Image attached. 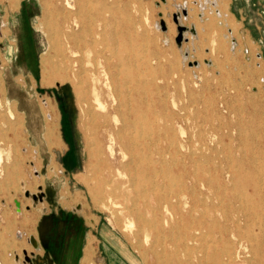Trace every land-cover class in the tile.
Listing matches in <instances>:
<instances>
[{
  "label": "rangeland",
  "instance_id": "1",
  "mask_svg": "<svg viewBox=\"0 0 264 264\" xmlns=\"http://www.w3.org/2000/svg\"><path fill=\"white\" fill-rule=\"evenodd\" d=\"M97 3L95 0L96 7ZM113 11L114 31L124 33V47L142 46L153 59L148 70L150 119L154 126L164 125L166 148L171 137L180 141V168L184 164L186 170L180 186L186 191L183 199L187 202L178 206L179 210L155 213L152 197L149 208L147 199L139 197L134 188L125 198L117 197L118 189L110 196L111 187L104 184L107 170L101 166L92 172L87 169L80 124L85 113L95 110L89 81L82 108L72 78L43 85L41 57L48 55L50 44L39 22L42 0H0L4 85L0 91V103L4 104H0V152L4 157L0 167V264L10 260L12 264H29L24 249L38 252L29 241L32 235L37 240L35 230L24 225L39 216L44 200L39 184L46 188L48 180L64 184L74 202L98 221L110 223L138 264H264V0H113ZM178 13L180 24L188 27L181 44L176 41L178 24L174 21ZM25 23L28 25L23 27ZM30 32L38 65L35 76L27 78L23 73L32 70L23 34ZM246 39L256 46L245 45ZM195 61L198 65H193ZM11 74L17 75L23 90L31 92L32 104L42 109V99L50 101L63 140L60 149L50 152L47 147L40 150L34 146L26 121L13 118L5 107L11 103L5 88ZM100 77L105 79L102 68ZM15 88L19 91L20 87ZM103 99L112 101L108 93ZM158 104L164 109L158 122H153L154 113L162 109ZM229 128L234 130L229 133ZM171 158L166 153L168 167ZM34 179L42 181L31 188L28 184ZM26 190L40 193L34 199ZM196 227L204 233L199 240L194 236ZM13 237L16 244H24L20 250L7 246ZM235 245L240 257L214 256L216 250ZM15 253L20 262H14Z\"/></svg>",
  "mask_w": 264,
  "mask_h": 264
},
{
  "label": "bare ground",
  "instance_id": "2",
  "mask_svg": "<svg viewBox=\"0 0 264 264\" xmlns=\"http://www.w3.org/2000/svg\"><path fill=\"white\" fill-rule=\"evenodd\" d=\"M58 1L42 0L43 14L39 22L47 34L50 50L48 55L41 57V83L50 86L57 80L66 81L72 78L76 98L82 108V103L87 102L88 92L85 91V83L89 81L88 87L92 88L96 103L94 104L95 110L92 113H85L80 124L88 155L87 169L91 171L101 166L107 170L108 174L104 184L111 187L110 196L112 197L119 190L121 192H117V197L125 198L134 188L139 197L147 199L145 203L149 208L151 206L149 197H152L155 205L151 207L155 213L164 211V209L176 210V207L179 210L178 206L187 202L183 199L186 191L180 186L184 183L182 177L186 170L184 164L181 166L182 169L180 168V141L171 137L169 146L166 148L163 143L168 138L164 134V125L154 126L150 119L151 98L148 70L153 59L144 53L142 46L124 47L122 40L124 33L114 31L113 0H96L99 3L97 7L94 5L95 0H63L62 4ZM101 5L105 8V12L101 11ZM100 68H102L105 79L100 77ZM2 81L0 73L1 92L4 91ZM106 93L111 96V102L103 99ZM42 103V112L47 117L44 136L52 152L53 149L62 147L63 140L60 135L58 118L50 101L42 99ZM0 104L2 105L3 102ZM158 105L162 109L158 114L154 113L156 119L153 118V122H158L157 117H161V111L164 109V105ZM82 110L84 112V109ZM17 117L23 121L22 115ZM233 130L234 128H229V133ZM166 153L172 156L170 167L166 166ZM3 160V154L0 152V167ZM192 160L194 164L197 163L195 159ZM9 178L7 177L6 181H9ZM41 181L34 179L29 181L28 185L32 188ZM203 181L204 183L209 182L206 178ZM12 183L15 181L12 180ZM39 186L40 192L43 191L44 187L40 184ZM165 187L168 189L165 190ZM27 192L31 197L40 193L30 192V190ZM243 195L244 193L241 197ZM192 200H195L193 196ZM33 205L35 207L36 203ZM36 218L30 219V222L24 226L29 230L33 229ZM197 235L196 240L204 235L200 227L195 228L194 236ZM23 245L21 242L16 244L13 237L7 246L12 250H20ZM231 248L226 246L221 250H216L214 256L220 255L219 259L223 256H227L228 259L240 257L239 246L235 245ZM24 250L28 252L27 249ZM204 255L207 257L209 253ZM13 260L15 263L20 262L17 253ZM9 264H12V260Z\"/></svg>",
  "mask_w": 264,
  "mask_h": 264
},
{
  "label": "crops",
  "instance_id": "3",
  "mask_svg": "<svg viewBox=\"0 0 264 264\" xmlns=\"http://www.w3.org/2000/svg\"><path fill=\"white\" fill-rule=\"evenodd\" d=\"M31 38L32 33L30 32L28 39ZM244 43L256 46L249 39H246ZM32 52L33 49L28 52V64L31 65L28 68L33 72L24 73L27 78H30L32 74L35 76L38 65V60ZM16 76L11 74V82L6 77L5 88L11 102L6 104V108L10 114L12 112L13 118L18 115L23 116L29 140L34 146L40 150L47 147L49 150L44 136L46 120L42 109L39 104H32L34 100L31 97V92L23 90L24 88ZM15 87H20L19 91ZM20 92L24 96H21ZM66 189L64 184L57 185V183L48 180L46 188L43 190L42 208L39 210L40 213L33 228L40 248L28 263L138 264L132 250L120 233L110 223L98 221L93 214L83 208L82 204L74 202V196L68 194L69 191L67 192Z\"/></svg>",
  "mask_w": 264,
  "mask_h": 264
},
{
  "label": "water",
  "instance_id": "4",
  "mask_svg": "<svg viewBox=\"0 0 264 264\" xmlns=\"http://www.w3.org/2000/svg\"><path fill=\"white\" fill-rule=\"evenodd\" d=\"M182 13L183 15H187V10L185 8H182ZM179 15H180L179 13L174 15V21L178 24V36L176 38V41L178 42V44H181L182 40L184 39V32L188 30V27L180 24L179 19H178ZM162 27L163 29L166 28V25L164 22H162ZM193 65H198V62L197 61L193 62ZM27 195H29L28 192H27ZM33 198L35 199L36 195H34ZM16 204L17 206H20L19 201H16ZM31 242L35 247H39V243L34 237L31 238ZM24 254L26 255V261L31 262V258L29 257L28 252L26 250H24ZM34 255L35 254H33V256Z\"/></svg>",
  "mask_w": 264,
  "mask_h": 264
},
{
  "label": "flooded vegetation",
  "instance_id": "5",
  "mask_svg": "<svg viewBox=\"0 0 264 264\" xmlns=\"http://www.w3.org/2000/svg\"><path fill=\"white\" fill-rule=\"evenodd\" d=\"M28 25V24H27ZM26 23L23 24V27H26L27 26ZM29 28H30V25H29ZM23 41L25 43V52L27 53L26 55L29 57V50L32 49V45L28 39V36L26 35V33L23 34ZM21 60V59H20ZM35 61V60H33ZM34 65H35V62H34ZM28 66H31L30 64H28ZM40 248V247H39Z\"/></svg>",
  "mask_w": 264,
  "mask_h": 264
},
{
  "label": "built area",
  "instance_id": "6",
  "mask_svg": "<svg viewBox=\"0 0 264 264\" xmlns=\"http://www.w3.org/2000/svg\"><path fill=\"white\" fill-rule=\"evenodd\" d=\"M34 237V235H32L30 238H29V241L31 242V238H33ZM35 238V237H34ZM32 243V242H31ZM34 246V245H33ZM35 247V246H34ZM35 249H37V250H39V247H35ZM36 252H34V251H31L30 253L28 252V255H29V257L31 258L32 256H33V254H35ZM25 255V254H24ZM25 261H26V255H25ZM26 262H28V261H26ZM21 264H23V263H21Z\"/></svg>",
  "mask_w": 264,
  "mask_h": 264
}]
</instances>
